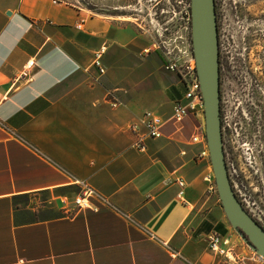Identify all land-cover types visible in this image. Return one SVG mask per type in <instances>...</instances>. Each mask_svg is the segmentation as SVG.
I'll return each mask as SVG.
<instances>
[{
	"label": "crops",
	"instance_id": "1",
	"mask_svg": "<svg viewBox=\"0 0 264 264\" xmlns=\"http://www.w3.org/2000/svg\"><path fill=\"white\" fill-rule=\"evenodd\" d=\"M160 41L137 17L0 0V264H264L208 191L205 144L192 141L204 115L172 121L185 87ZM148 112L160 138L141 123ZM80 184L91 209L65 213ZM43 194L60 214L20 220L17 200ZM212 233L236 261L209 249Z\"/></svg>",
	"mask_w": 264,
	"mask_h": 264
},
{
	"label": "rangeland",
	"instance_id": "2",
	"mask_svg": "<svg viewBox=\"0 0 264 264\" xmlns=\"http://www.w3.org/2000/svg\"><path fill=\"white\" fill-rule=\"evenodd\" d=\"M63 1L96 14L137 17L138 23L159 37L167 34L166 28L174 31L182 27L188 12L185 0ZM216 11L228 175L244 209L264 228V0H216ZM241 81L244 92H240ZM72 190L76 195L81 192L76 187ZM52 197L43 194L18 199L20 220L60 214L49 207Z\"/></svg>",
	"mask_w": 264,
	"mask_h": 264
},
{
	"label": "water",
	"instance_id": "3",
	"mask_svg": "<svg viewBox=\"0 0 264 264\" xmlns=\"http://www.w3.org/2000/svg\"><path fill=\"white\" fill-rule=\"evenodd\" d=\"M190 17L192 53L204 108V133L218 197L230 226L264 260V228L238 200L227 170L220 115L215 0H190Z\"/></svg>",
	"mask_w": 264,
	"mask_h": 264
},
{
	"label": "built area",
	"instance_id": "4",
	"mask_svg": "<svg viewBox=\"0 0 264 264\" xmlns=\"http://www.w3.org/2000/svg\"><path fill=\"white\" fill-rule=\"evenodd\" d=\"M187 2L186 18L184 25L177 30L168 31L165 29L167 34L160 36V49L164 57L163 68L167 72L176 74L179 77L180 82L185 87V93L181 100L174 102L172 111V121L176 124H181L184 119L190 115H200L203 117L204 108L203 100L199 87V82L196 74V68L192 53V43H191V17H190V0H185ZM186 10V11H187ZM104 54V48H101L94 54L93 66L98 70L99 74L103 75L105 73L102 67L101 61ZM34 65V62H29L27 69L29 70ZM114 105V104H113ZM151 113H146L141 120V123L148 129V138H160L161 132L160 127L152 119ZM131 131L136 133L137 126H131ZM145 140L144 136H140L139 140L135 143V146L144 149L143 142ZM192 141L195 143L205 144V150L201 153V157L209 159V153L206 145L204 129L201 134H196L192 137ZM209 183L208 191L209 193H217L214 176L209 174L206 178ZM183 186V183H181ZM81 192L76 195L75 199L69 203L65 198L62 201L63 211L65 213H72L74 211L91 209L90 199L94 196V192L88 187L80 184ZM182 195V193H180ZM209 249L223 256L228 262L236 261V256L233 250H224L221 248L222 237L218 234H209L206 238Z\"/></svg>",
	"mask_w": 264,
	"mask_h": 264
},
{
	"label": "flooded vegetation",
	"instance_id": "5",
	"mask_svg": "<svg viewBox=\"0 0 264 264\" xmlns=\"http://www.w3.org/2000/svg\"><path fill=\"white\" fill-rule=\"evenodd\" d=\"M217 14V11H216ZM218 28V26H217ZM218 43H219V36H218ZM220 46V45H219ZM219 79H220V115H221V127H222V138H223V146H224V123H223V115H222V65H221V53L219 48ZM241 90L240 92H244L246 88L244 87L243 81L240 82ZM225 152V150H224Z\"/></svg>",
	"mask_w": 264,
	"mask_h": 264
},
{
	"label": "trees",
	"instance_id": "6",
	"mask_svg": "<svg viewBox=\"0 0 264 264\" xmlns=\"http://www.w3.org/2000/svg\"><path fill=\"white\" fill-rule=\"evenodd\" d=\"M215 4H216V0H215ZM259 224V223H258Z\"/></svg>",
	"mask_w": 264,
	"mask_h": 264
}]
</instances>
